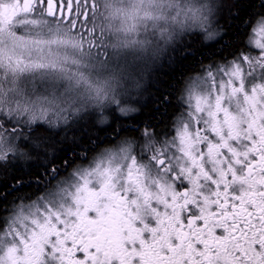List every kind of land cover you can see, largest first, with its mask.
Listing matches in <instances>:
<instances>
[{
	"label": "clouds",
	"instance_id": "clouds-1",
	"mask_svg": "<svg viewBox=\"0 0 264 264\" xmlns=\"http://www.w3.org/2000/svg\"><path fill=\"white\" fill-rule=\"evenodd\" d=\"M96 4L97 35L112 56L106 64L85 57L65 69L92 86L81 88L84 119L49 149L51 160L71 148L68 159L56 164L58 172L23 176L17 185L11 179L17 163L25 172L52 165L43 154L0 162V264H63L64 257L74 259L76 242L102 245L97 264H141L143 250L166 252L179 243L195 254L201 241V256L225 264V242L216 234L231 223L226 213L253 200L264 206V160L255 172L247 165L264 155V0ZM233 25L239 32L229 39ZM210 45L219 55L197 57L167 89L164 101L172 107L150 118L149 104L164 103L155 93L163 71ZM38 56L33 50L31 58ZM65 88L51 70L14 75L0 67L5 114L17 103L63 97Z\"/></svg>",
	"mask_w": 264,
	"mask_h": 264
},
{
	"label": "snow or ice",
	"instance_id": "snow-or-ice-1",
	"mask_svg": "<svg viewBox=\"0 0 264 264\" xmlns=\"http://www.w3.org/2000/svg\"><path fill=\"white\" fill-rule=\"evenodd\" d=\"M96 14V0H0V67L7 68L14 75L51 70L55 79L66 83L65 96L17 103L15 108L9 106L6 114L5 101L0 98V162L26 160L32 155L43 154L47 163L52 165L46 169V174L59 171L57 155L48 159L49 149L66 139L61 133H66L84 119L82 110L86 105L81 103L84 95L81 88L92 87L86 77L66 74L65 69L79 66L85 57L106 64L112 56L103 35H97ZM6 42H10V46H6ZM33 50L39 53L36 59L31 58ZM26 53L28 59H25ZM95 92L97 106L102 108V89L97 87ZM42 148L43 153L40 152ZM261 160L264 155L251 156L247 161L248 169L255 172ZM11 179L13 185L23 182L19 175H12ZM237 207V204L232 205L234 214L226 213L231 223L225 224L224 234H216L218 241L225 242L222 249L228 257L225 264H233V261L264 264V229L257 230L256 227L257 224L264 225V206L256 207L253 200L239 212H236ZM241 213V219L236 220L235 215ZM192 223L189 221V225ZM206 224L202 221L199 226ZM179 227L184 231L183 224ZM203 244L201 241L195 254L191 248L181 251L177 243L166 252L146 249L138 255L141 264H210L207 257L200 255ZM229 245L232 246L231 253ZM101 248L102 245L89 243L85 247L76 242L71 254L74 259L64 257L63 264H97L102 255ZM53 251H58L55 246ZM215 254V248L208 252L209 257Z\"/></svg>",
	"mask_w": 264,
	"mask_h": 264
},
{
	"label": "trees",
	"instance_id": "trees-1",
	"mask_svg": "<svg viewBox=\"0 0 264 264\" xmlns=\"http://www.w3.org/2000/svg\"><path fill=\"white\" fill-rule=\"evenodd\" d=\"M251 5L247 6L243 9L240 19H243L244 16L248 15V8H250ZM239 32L238 26H231V30L227 33V36L229 39L233 37L235 33ZM215 48V45H210L207 47H201L195 49L194 54L188 53L185 54L182 58L178 59L176 62V66L174 68L169 69L168 71H163V77L162 79H158V87L155 89L156 96L159 98L160 101H164V96L168 94L167 89L171 87V82L176 80L177 76L184 73L185 71L189 70L193 65H195L197 61V57H203L207 59L206 53L212 52L215 55H219V53L213 52V49ZM150 108V111L148 112V116L152 119H155L157 114L161 111L163 107H172L170 104H168L167 101H164V103L158 107H151V104L148 106ZM87 143V140L84 141ZM71 148L65 147L60 151V154L56 157V163L59 164L62 160L68 159L69 153L71 152ZM14 171L13 175H19L21 177L23 176H34L37 179H41L43 175H46V168L39 164L29 165V171L25 172L20 166L14 165L13 166ZM5 187H7V184H5ZM26 187H32L31 184L27 185Z\"/></svg>",
	"mask_w": 264,
	"mask_h": 264
}]
</instances>
